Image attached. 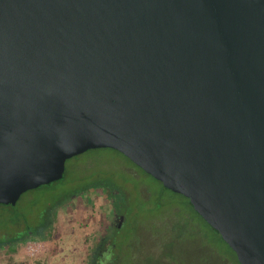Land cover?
<instances>
[{
	"label": "water",
	"instance_id": "95a60500",
	"mask_svg": "<svg viewBox=\"0 0 264 264\" xmlns=\"http://www.w3.org/2000/svg\"><path fill=\"white\" fill-rule=\"evenodd\" d=\"M92 148L264 264V0H0V204Z\"/></svg>",
	"mask_w": 264,
	"mask_h": 264
},
{
	"label": "flooded vegetation",
	"instance_id": "af4514ba",
	"mask_svg": "<svg viewBox=\"0 0 264 264\" xmlns=\"http://www.w3.org/2000/svg\"><path fill=\"white\" fill-rule=\"evenodd\" d=\"M97 149L112 148H92L84 152ZM124 157L132 163V166L121 167L127 177L110 174L96 179L93 177L86 183L81 179L65 182V162L59 179L23 192L14 204L1 203V209L14 211L9 216L7 229L1 228L0 231L1 256L46 247L42 254L58 245L70 252L73 264H123L130 246L126 232L134 224L140 208L138 204L145 209L149 198L158 197L140 180L139 171L154 177L127 156ZM38 191L39 194L33 196ZM158 198L161 201V197ZM187 201L196 212L189 198ZM172 209L176 212L179 208L174 205ZM182 228L173 225L171 232L178 236ZM165 264L173 263L165 261Z\"/></svg>",
	"mask_w": 264,
	"mask_h": 264
},
{
	"label": "rangeland",
	"instance_id": "374dc122",
	"mask_svg": "<svg viewBox=\"0 0 264 264\" xmlns=\"http://www.w3.org/2000/svg\"><path fill=\"white\" fill-rule=\"evenodd\" d=\"M122 166H132V163L113 149L87 151L67 159L63 181L81 179L86 183L93 177L110 174L127 177ZM139 172L140 180L161 197V201L158 197L149 198L145 209L138 204L140 208L134 224L126 232L130 246L123 264H165V261L173 264H238L235 252L189 207L187 198L165 189L161 182ZM38 194L39 191L33 196ZM174 205L179 208L176 212L172 209ZM13 213V209H1L0 206V231L1 228L7 229L9 216ZM176 224L181 228L186 226L178 236L171 232ZM8 229L13 230L12 227ZM45 248L22 254H0V264H73L70 252L63 247L57 245L41 254Z\"/></svg>",
	"mask_w": 264,
	"mask_h": 264
},
{
	"label": "trees",
	"instance_id": "16d2710c",
	"mask_svg": "<svg viewBox=\"0 0 264 264\" xmlns=\"http://www.w3.org/2000/svg\"><path fill=\"white\" fill-rule=\"evenodd\" d=\"M221 238V237H220ZM237 263L239 264V262L237 261Z\"/></svg>",
	"mask_w": 264,
	"mask_h": 264
}]
</instances>
